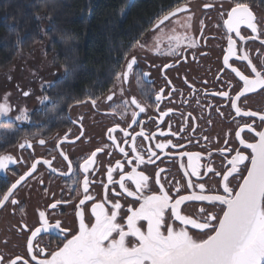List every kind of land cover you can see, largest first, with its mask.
Masks as SVG:
<instances>
[{"label": "flooded vegetation", "instance_id": "obj_1", "mask_svg": "<svg viewBox=\"0 0 264 264\" xmlns=\"http://www.w3.org/2000/svg\"><path fill=\"white\" fill-rule=\"evenodd\" d=\"M194 1L197 2V6L195 3L188 2L175 6L182 7L186 4L187 11L177 13L175 17H170L163 25L154 29L157 19L153 27L137 40L139 44L136 42L125 56L120 71L126 68L132 56L136 57L137 63L125 82L121 84L116 80L109 90L96 97L72 100L63 107L55 106L56 113L53 118L34 129L23 130L21 128H24L23 124L26 123H17L20 129L14 133H6L0 140V155H10L18 161L16 164L9 163L6 169L0 170V194L28 172L37 160H50L51 168L57 170L53 172L49 165L38 164L36 171L14 190L13 198L18 203L13 205L9 202L6 206L0 207V256L3 257L5 264L16 256L28 257L25 245L30 238V232L22 231L25 225L28 229L35 230L37 227H42L45 220L51 225L60 221L61 228L69 229L68 239L78 231L77 206L83 196L85 176L90 182L94 181L90 183L89 194L95 197V202L103 199L105 188H107V199L113 202L119 201L122 205L120 215L126 217L130 214L127 211L128 207L138 208L139 202L133 197H128L119 186V182L123 175L125 187L135 191V181L127 175L133 169L143 172L150 178L148 184L152 191L158 190V185L152 178L159 169H164L165 171L160 173L161 183H164L169 194L174 195L164 177H167L173 185L178 181L182 188L180 194L185 195L191 194L194 190L198 192V189L183 190L189 178L186 174L191 173V165L187 156H178L180 151L202 154L198 169L201 176L200 178L192 176L191 179L194 184L204 183L209 190L219 188L221 185L220 177L213 176L212 173L205 175L206 166L209 164V153H211V166L218 172L224 171L225 167H230L227 161L235 155L234 152H222V149L233 148L246 155L250 154V150L245 151L239 141L243 138L246 142H254L255 133L245 129L241 137H236L235 132L239 130L238 125L243 126L246 123L252 124L257 131L264 130V121H261L258 116H236L230 100L217 93L228 91L230 97L234 98L243 87V82L235 76L228 64L224 63V56L229 55V36L236 40L235 54L230 55L229 64L251 77L253 74L247 62L239 59V56L246 53L258 70L264 68V3H246L254 13L260 25V31L252 33L247 26L242 25L240 35L246 39L241 41L234 32L230 33L224 24L228 11L237 2L233 0ZM205 5H212V7L206 8ZM175 7L165 11L163 15L174 10ZM189 15L192 17L188 22L190 28L181 27L187 20L180 19L187 18ZM177 21L180 23L178 24ZM185 34L193 38L195 46L189 47L188 41L184 40L177 54L170 55L171 48L175 47L173 37ZM166 65L169 67H165ZM145 73L150 75H144ZM121 88H123L122 96ZM109 95H113L111 101L107 99ZM157 95L161 96L158 104L155 101ZM132 97H135L146 111L136 118L137 124L128 127L132 121L131 113L138 109L129 105L123 118L113 110L116 109L119 112L122 101L130 100ZM93 100L95 104L92 103ZM45 103L47 102L42 103L40 107ZM238 103L244 111L251 110L264 114V89L247 93ZM164 112H168V115L162 117L161 114ZM117 124L120 128H124L130 137H136L137 151L144 155L146 160L149 150L156 152V156L152 157L154 164H138L134 160L135 153L129 151L132 140L129 139L125 144L124 134L119 129L112 133L115 142L109 140L108 130ZM140 132L144 133L143 137L137 135ZM161 133L164 135L162 136ZM65 136L67 140H64ZM41 139L45 140L43 145L39 143ZM226 139L227 144H225ZM25 140L31 143L30 148L19 147ZM167 140L184 147L172 149L169 146L164 150L155 148L157 143ZM105 145L109 147L105 148L103 153H97L95 163L89 166L88 173H84L82 168L84 160L94 150ZM119 147H124L129 155L125 157L119 152ZM64 155L72 161V173H68V163ZM128 159H132L133 163H125ZM117 161L123 164L122 170L116 168ZM244 163L248 164V161ZM109 167L114 169L112 182L107 179ZM241 172L246 175L243 167ZM230 180V186L235 187L242 182V176L230 177ZM112 189L121 195H115ZM145 194L148 192L146 191ZM203 194H211V192L207 191ZM57 201L68 203H59L55 209L49 207ZM91 203L88 202L84 209L86 222H88L87 214ZM186 203V211L185 206H181V212L185 215L193 214L198 207L207 206V202ZM106 208L111 210L110 205H106ZM220 208L221 206L217 205L210 210L219 215ZM42 211L45 213L43 219L40 217ZM94 219L93 216V222ZM140 225L146 227V221H141ZM176 225L179 226V222H176ZM189 230L192 231L190 226ZM192 234L199 235V232L195 231ZM65 242L66 240L58 236L57 232L51 228L47 231L42 229L34 240V245L38 243L39 248L46 251L38 259L48 258L49 253L62 247Z\"/></svg>", "mask_w": 264, "mask_h": 264}, {"label": "snow or ice", "instance_id": "obj_2", "mask_svg": "<svg viewBox=\"0 0 264 264\" xmlns=\"http://www.w3.org/2000/svg\"><path fill=\"white\" fill-rule=\"evenodd\" d=\"M205 7H212V5H205ZM187 5L175 7L174 10L168 12L159 18L154 25V29L168 21L170 17H175L177 13L186 12ZM221 15H224L221 13ZM191 15L187 16V22L181 27L190 28ZM179 24L180 22L177 21ZM224 24L228 31L234 32L241 41L246 38L240 35V28L242 25L247 26L252 33L260 31V25L256 21L254 13L251 11L246 3L237 2L228 11L227 18ZM203 28V22L201 21ZM201 28V33H202ZM258 38V37H257ZM228 53L224 56V63L228 64L231 71L243 82V87L235 94L234 98L230 97L228 91H221L217 95L228 98L231 102V107L234 108L236 116L242 117H259L264 121V114L253 112L251 110L244 111L239 106L242 97L247 93H252L257 89H264V68L258 70L256 65L252 63L248 54L239 56L241 61L247 62L250 68L251 77L245 75L239 68L233 67L229 64L230 55H234V48L236 40L231 36L228 37ZM188 41L189 47L195 46V41L190 35L174 36L173 41L175 47L171 48L169 54L176 55L182 41ZM139 44V41H137ZM143 47V45H141ZM137 60L135 56L127 62L126 68L122 72L115 74V79L121 84L128 79L129 74L133 72V67ZM165 67H169L166 65ZM68 69H65V74H68ZM144 75H150L145 73ZM53 88L55 82L47 83L42 87ZM163 90H161L162 92ZM121 96L123 95V88L120 89ZM29 92H23L24 96H28ZM10 93H5L0 97V117L8 115L11 111L9 104ZM115 95V93H113ZM113 95L107 97L108 100L113 99ZM45 100L47 97L44 98ZM161 100V96L157 95L155 101L157 104ZM43 103V100H41ZM95 104V100L92 101ZM129 105L134 106L138 111L131 113L132 124H137V117L141 113H145L146 108L142 106L135 97L124 99L122 107L117 112V115L123 118L127 113ZM159 110V109H157ZM171 111V109H169ZM168 112H164L161 116H167ZM27 109H22L20 114L15 116V120H27ZM239 130L235 132L236 137H241V133L248 129L255 133L254 142H246L243 138L239 143L243 146L245 151L250 150V154L246 155L237 149L228 148L222 149V152H234L235 155L227 161L230 167H225L224 171L218 172L211 166V153H209V164L206 166V173H212L213 176L220 177L221 185L219 188L207 189L204 183H193L192 176L200 178L201 174L198 171L201 159V153L180 151L178 156H187L189 164L191 165V173L186 175L189 178L183 188L184 191L188 189H198L192 191L191 194L181 195L182 188L177 181L174 185L164 177L166 183H169L170 189L174 195L169 194V190L165 189L164 183H161L160 173L164 169H159L152 178L154 183L158 185L157 191H152L149 188V177L143 172H137L135 169L128 173V178L135 181L136 190H129L124 185L125 177L122 175L119 186L123 189L128 197L135 198L139 202L138 208L128 207L127 211L130 213L126 217L120 215L122 205L119 201H110L107 199L108 190L105 188L103 199L100 202H95V197L89 194L90 182L87 176L83 179V196L78 204L79 227L78 231L67 238L69 229L61 228V222L56 221L54 225L48 224L45 220L42 227H37L35 230L27 228V225L22 228L30 232V238L26 241V252L29 254L27 258L16 256L10 259L6 264H264V130L257 131L252 124H244L239 126ZM117 129L124 134V143L132 140L130 152L135 153L134 160L138 164H154L152 159L156 156V152L149 150L148 159L137 151L136 137L129 136V133L120 128L117 124L109 129V140L114 141L112 133ZM137 135L143 137L144 133L140 132ZM163 136L164 133H161ZM175 135V134H173ZM206 139V138H205ZM67 140V136L64 137ZM63 142V141H61ZM41 145L45 143L44 139L39 141ZM228 140H225V144ZM25 146L31 147V143L27 140L19 145L20 148ZM59 145H57L58 147ZM118 146V145H117ZM172 149H183V145L173 144L171 140L157 143L155 148L157 150H164L168 147ZM104 147L97 148L91 155L84 160L82 168L84 173H88L89 166L95 163L97 153H103ZM62 151V150H61ZM119 152L125 157L129 155L124 147H119ZM63 154V153H62ZM159 157L157 156V159ZM64 159L68 163V173L73 172L72 161L64 155ZM248 161V164L244 162ZM16 164L18 161L10 155H0V170L7 168L8 164ZM43 163L49 165L50 160H37L31 165V169L24 175L20 176L14 183L7 188L5 192L0 194V207L6 206L7 203L17 204L18 201L14 199V190L28 176H31L36 171L37 165ZM127 164H132L133 160L125 161ZM250 165V166H249ZM183 166V165H182ZM80 167V166H78ZM243 167L246 175L241 172ZM116 168L123 169V164L120 161L116 162ZM113 168L109 167L107 172V179L109 182L113 181ZM51 171L57 170L51 168ZM242 176V182H239L235 187L230 186V177L236 178ZM43 183V181H40ZM115 193V189H112ZM146 191L148 194H145ZM210 191L211 194H203ZM119 196L121 193H115ZM88 202L91 203L90 211L86 216L84 209ZM186 202H207V206L198 207L193 214L185 215L181 212V206H185ZM59 203H68L67 201H57L50 205V208L55 209ZM110 205L111 210L106 208ZM220 205V214L218 215L210 209ZM94 216V222L92 217ZM40 217L43 219L45 213L40 212ZM121 221H124L123 223ZM141 221H146V227L140 225ZM179 222V226L176 225ZM189 226L192 231L189 230ZM49 228L56 231L58 236H61L65 243L62 247H58L48 254V258H40L42 253L46 250L39 248L38 243L34 245V240L41 233L42 229L47 231ZM198 231L199 235L192 233ZM0 264H5L4 259L0 256Z\"/></svg>", "mask_w": 264, "mask_h": 264}, {"label": "trees", "instance_id": "obj_3", "mask_svg": "<svg viewBox=\"0 0 264 264\" xmlns=\"http://www.w3.org/2000/svg\"><path fill=\"white\" fill-rule=\"evenodd\" d=\"M187 1L0 0V72L10 69L21 54L32 52L40 43L64 71L55 86L45 90L50 100L33 111L21 129L49 122L55 106L109 90L137 40L165 11ZM65 69L69 70L67 75ZM18 129L15 122H0V131L14 133Z\"/></svg>", "mask_w": 264, "mask_h": 264}, {"label": "rangeland", "instance_id": "obj_4", "mask_svg": "<svg viewBox=\"0 0 264 264\" xmlns=\"http://www.w3.org/2000/svg\"><path fill=\"white\" fill-rule=\"evenodd\" d=\"M187 2L195 3V5L197 3L194 0H188ZM180 20H186V17ZM63 75L64 71L47 53L44 44L36 45L30 53L21 54L10 69L0 72V97H3L5 93L11 94L8 98L11 111L8 115L0 117V122L8 120L15 122L16 125L17 123L28 122V119L15 120V116L26 108L29 117L33 111L40 108L42 105L41 100H43V103L48 102L50 97L45 92L48 87H42V85L55 82ZM23 92H29L30 94L24 96ZM45 97H47L46 100ZM0 132L1 140L6 132Z\"/></svg>", "mask_w": 264, "mask_h": 264}, {"label": "water", "instance_id": "obj_5", "mask_svg": "<svg viewBox=\"0 0 264 264\" xmlns=\"http://www.w3.org/2000/svg\"><path fill=\"white\" fill-rule=\"evenodd\" d=\"M6 155V154H5Z\"/></svg>", "mask_w": 264, "mask_h": 264}]
</instances>
